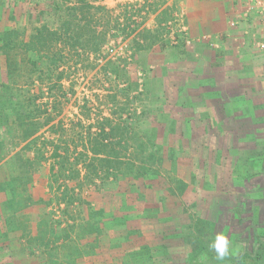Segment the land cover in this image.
Listing matches in <instances>:
<instances>
[{
    "label": "rangeland",
    "instance_id": "1",
    "mask_svg": "<svg viewBox=\"0 0 264 264\" xmlns=\"http://www.w3.org/2000/svg\"><path fill=\"white\" fill-rule=\"evenodd\" d=\"M47 1L0 0V32L27 38ZM94 4L106 10L93 14L95 49L51 46L63 73L51 91L14 83L0 51V155L30 144L32 187L61 221L41 227L22 180L0 182V234L12 239L0 264H201L199 244L217 232L237 253L264 240V51L243 39L256 21L233 0ZM110 125L112 144L94 155Z\"/></svg>",
    "mask_w": 264,
    "mask_h": 264
},
{
    "label": "trees",
    "instance_id": "2",
    "mask_svg": "<svg viewBox=\"0 0 264 264\" xmlns=\"http://www.w3.org/2000/svg\"><path fill=\"white\" fill-rule=\"evenodd\" d=\"M94 2H97V0H48L44 8L39 9L38 15L36 16L35 23L39 25L34 26L32 33H30L27 38L22 37L18 29L0 32V51L5 56L7 71L12 73L11 77L19 78L18 80H13V82H20L28 85L35 82L40 85L47 84L48 90L50 91L60 86L63 73L58 72V66L61 59L58 58L56 54L49 53L51 46L55 47L57 44L62 43L68 44L71 48H74L76 45H79L81 48L90 45L91 48L95 49L94 43L93 45L91 43L93 42L92 38H97L95 36V30L91 28V22L94 19L93 14L96 13V11L105 12L106 10L101 5H95ZM56 22H58L59 27L54 26ZM100 42L101 41H97L95 45L100 44ZM110 69L113 73H118L119 71L116 66L110 67ZM38 96L34 95L33 98L35 99V97ZM27 98L29 100V98L32 97L28 96ZM30 104L33 105V102ZM36 111L37 107H35V111H33V109L31 112L26 111V118L28 117L31 120L32 115L35 114ZM52 117L53 116L47 117L46 123L50 121ZM128 127L129 124L123 126L124 129H128ZM114 129L115 127L110 125L109 130L106 131L104 126H101L98 133L100 137L97 142L98 148L92 151L94 155L99 154L107 147L104 143L105 140H109L112 144L113 141L111 138L114 137ZM32 131L25 133L22 140L28 139ZM25 145L26 146L23 148L26 149V152L19 150L7 160L8 162L6 161V166H8L9 162L14 164L12 168L14 173L8 171L7 177L4 175V177H2L3 180L0 182H6V184L11 183L10 179H13L14 175H16V178L21 179V189L26 187L25 203L28 204L29 208L32 210L37 209L41 211L40 214L43 218L40 219V226H47L52 232L51 227L59 226L61 221H55L51 215L52 211L48 210L52 198L49 197L43 189L32 187V175L36 170L35 164L38 163L39 160L36 159L37 157L32 158L30 144L26 143ZM2 156L4 155H0V160ZM99 161L110 162V159L105 158ZM17 171L19 174H17ZM138 188H144V183ZM4 195L6 196V194ZM4 195L2 194V200H4ZM158 198L159 197H157L156 203L162 200V198ZM5 199L7 198L5 197ZM146 202L147 201H143L144 204ZM28 205L24 206L28 207ZM65 206L67 207V205ZM148 206H142L141 212L143 214L149 212L152 208ZM12 215L15 216V213H12ZM4 220H6V218ZM237 220L241 221V218L237 217ZM69 226L70 224H66V227ZM66 227H63L62 230H66ZM40 233L41 235L43 234L42 232ZM41 235H38L41 241L39 243L37 242V247L41 246L46 249L52 242L49 236L46 238V235ZM9 239H11L10 234L6 235L5 233L3 236L0 234V249L3 250H0L2 253V255H0L1 262L9 260V255L4 257V253L7 252L3 249L8 245L7 242ZM243 239L244 238L237 240L241 241ZM35 240H37V238ZM247 243L248 241L241 245L242 249L237 255L226 257L223 261H218L215 258V253L209 252V244H199L201 248L199 251H202L200 254L206 256L207 259L210 258L213 264H264V240L260 239L257 235V238L255 237L254 241L251 242L249 249L245 246ZM49 262L51 261L47 263Z\"/></svg>",
    "mask_w": 264,
    "mask_h": 264
},
{
    "label": "built area",
    "instance_id": "3",
    "mask_svg": "<svg viewBox=\"0 0 264 264\" xmlns=\"http://www.w3.org/2000/svg\"><path fill=\"white\" fill-rule=\"evenodd\" d=\"M234 1V0H233ZM245 7L240 18L248 19L253 16L258 19L257 31L251 33L252 43L255 48L264 51V0H243ZM236 22L232 21L234 26Z\"/></svg>",
    "mask_w": 264,
    "mask_h": 264
},
{
    "label": "clouds",
    "instance_id": "4",
    "mask_svg": "<svg viewBox=\"0 0 264 264\" xmlns=\"http://www.w3.org/2000/svg\"><path fill=\"white\" fill-rule=\"evenodd\" d=\"M209 249L215 253L218 261H223L228 256L237 255V251L231 247V241L223 232L215 233L208 245ZM206 256L201 257V264H206Z\"/></svg>",
    "mask_w": 264,
    "mask_h": 264
},
{
    "label": "crops",
    "instance_id": "5",
    "mask_svg": "<svg viewBox=\"0 0 264 264\" xmlns=\"http://www.w3.org/2000/svg\"><path fill=\"white\" fill-rule=\"evenodd\" d=\"M234 3H240L241 4V6H243L242 8V11L244 10V7H245V4H244V1L243 0H234L233 1ZM240 11V10H239ZM240 14V13H239ZM250 18H253L255 21H256V24H257V26H256V28L255 29H249L248 30V32H247V30L243 33L244 35H243V39L244 40H248V41H251L252 39H251V33H253V32H255V31H257V29H258V19L257 18H255V17H253V16H250V17H248V19H250ZM241 19V18H240ZM11 155H12V153H11ZM5 158H7V157H5V156H2V158H1V160H0V170H4V171H6L7 170V166L5 165L6 164V159ZM6 177H7V175H8V171H7V173H5L4 174ZM5 179V178H4ZM1 180H3V179H0V181Z\"/></svg>",
    "mask_w": 264,
    "mask_h": 264
}]
</instances>
